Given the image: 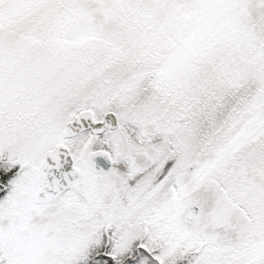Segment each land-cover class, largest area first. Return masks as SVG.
I'll list each match as a JSON object with an SVG mask.
<instances>
[{
    "label": "snow or ice",
    "instance_id": "snow-or-ice-1",
    "mask_svg": "<svg viewBox=\"0 0 264 264\" xmlns=\"http://www.w3.org/2000/svg\"><path fill=\"white\" fill-rule=\"evenodd\" d=\"M0 264H264V0H0Z\"/></svg>",
    "mask_w": 264,
    "mask_h": 264
}]
</instances>
